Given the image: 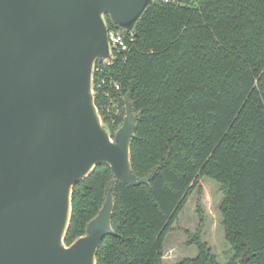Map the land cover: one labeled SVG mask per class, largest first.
Masks as SVG:
<instances>
[{
  "label": "trees",
  "instance_id": "obj_1",
  "mask_svg": "<svg viewBox=\"0 0 264 264\" xmlns=\"http://www.w3.org/2000/svg\"><path fill=\"white\" fill-rule=\"evenodd\" d=\"M125 34L132 49L104 70L95 103L112 137L131 103L132 171L157 173L133 187L108 165L97 167L75 187L65 243L85 235L112 190L116 236L104 241L97 264H165L167 235L206 177L223 192L226 264H264V0H155ZM197 214L190 243L198 254L176 264H221L201 239V203Z\"/></svg>",
  "mask_w": 264,
  "mask_h": 264
},
{
  "label": "water",
  "instance_id": "obj_2",
  "mask_svg": "<svg viewBox=\"0 0 264 264\" xmlns=\"http://www.w3.org/2000/svg\"><path fill=\"white\" fill-rule=\"evenodd\" d=\"M154 2L0 0V264H97L116 236L113 193L67 245L75 187L103 165L133 187L156 175L132 171L131 103L112 137L92 88L95 63L111 57L107 18L134 34Z\"/></svg>",
  "mask_w": 264,
  "mask_h": 264
},
{
  "label": "rangeland",
  "instance_id": "obj_3",
  "mask_svg": "<svg viewBox=\"0 0 264 264\" xmlns=\"http://www.w3.org/2000/svg\"><path fill=\"white\" fill-rule=\"evenodd\" d=\"M221 186L209 178L199 179L183 211L171 228L164 243L165 264H176L185 258H195V245L190 243L197 231L199 217L197 205L201 203L205 215V226L200 232L201 239L221 264L229 262L232 252L225 240L219 205L222 199Z\"/></svg>",
  "mask_w": 264,
  "mask_h": 264
},
{
  "label": "built area",
  "instance_id": "obj_4",
  "mask_svg": "<svg viewBox=\"0 0 264 264\" xmlns=\"http://www.w3.org/2000/svg\"><path fill=\"white\" fill-rule=\"evenodd\" d=\"M162 1H164L165 3H170L173 0ZM109 43L111 49V57L109 59H98L94 65L92 83L94 96L99 92V90L107 85L106 78L101 76L104 70L112 66L118 55L128 53L132 49L131 44L127 41L125 32L121 30H109ZM109 86L115 92H119L121 90L120 85L114 80H109ZM104 97L110 98V92H105Z\"/></svg>",
  "mask_w": 264,
  "mask_h": 264
}]
</instances>
